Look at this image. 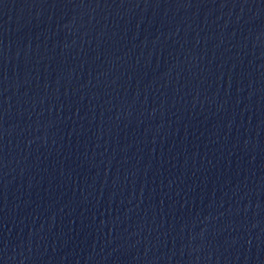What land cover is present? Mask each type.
I'll return each instance as SVG.
<instances>
[{"label": "water", "instance_id": "95a60500", "mask_svg": "<svg viewBox=\"0 0 264 264\" xmlns=\"http://www.w3.org/2000/svg\"><path fill=\"white\" fill-rule=\"evenodd\" d=\"M0 264H264V0H0Z\"/></svg>", "mask_w": 264, "mask_h": 264}]
</instances>
